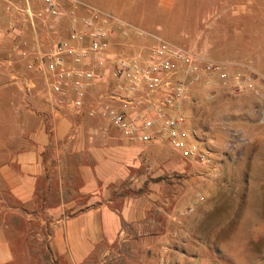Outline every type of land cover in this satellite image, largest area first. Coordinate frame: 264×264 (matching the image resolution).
<instances>
[{
    "label": "crops",
    "instance_id": "0c3cea01",
    "mask_svg": "<svg viewBox=\"0 0 264 264\" xmlns=\"http://www.w3.org/2000/svg\"><path fill=\"white\" fill-rule=\"evenodd\" d=\"M10 1L14 3L15 0ZM69 6L66 10L63 8L61 19H53L56 24H50L43 30H49L48 33L60 30L57 23L61 20L67 21L69 30ZM86 14L80 8L75 11L78 18ZM240 14L232 12L237 20ZM17 17L6 5H0V60L8 59L12 54L16 63H22L13 53L17 44L14 40L26 37L28 28L24 26V29H19ZM221 17L220 12L216 21L205 25L199 37L190 40L193 47H197L203 58L209 61L215 60V49H227L230 43H241L245 49L250 43L249 37L246 39V35H242L246 33L244 28L237 26L239 24L235 25L236 28H230L234 23L230 25ZM214 25L219 30L216 39L211 34ZM13 26V35L8 34ZM32 33L35 38L33 42L30 39L32 43L28 41V46L31 48L39 44L44 49L43 40L38 41L36 30L32 29ZM259 40L264 49V36ZM109 43L111 46V41ZM235 48H228L230 51L217 55V59L223 60L227 66L231 86L240 75L251 78L250 88L237 94L231 86H221L216 77L201 75L203 71L199 69L195 78L188 80L187 99L180 108L166 110L168 117L182 118L180 128L194 133L197 143L201 141L211 152L221 169L218 175L229 172L226 168L228 162L242 161L241 153L245 152L247 146L259 142L264 145V124L258 123L259 112H264V68L263 71L254 68L258 64L264 66V59L261 63L252 60V63L250 57H243ZM108 52V62L117 58H110ZM127 58L144 62L147 55L130 53ZM38 78L43 80L42 77ZM182 78L183 72L174 76L175 80ZM3 80L7 79L4 72H0L2 86ZM106 83L107 80L98 88L86 91L85 108L81 113L71 109L58 111L52 106L49 93L39 91L32 106L22 109L14 107L12 110L5 108L7 113H28L32 116V122H18L15 117L7 124L0 125V149L6 156L4 161H7L0 167V176L16 203L27 208L29 205L35 206L37 200L41 201L40 211H31V214L24 212V216L26 220L33 219L45 228L47 245L57 264H83L99 245L107 247L105 255L110 258H123L124 253L113 244L120 246V242H128L132 246L137 240L142 241L143 232L147 230L142 229L145 226L150 227L151 238L158 237L159 217L165 214L160 203L168 206L173 200L162 194L165 181L148 180H156L164 174L170 179L176 170L177 158L182 159L179 153L170 148L161 130V119L154 110L162 95L155 94L152 101L135 98L134 106H131V110H134L130 111L136 114L144 109L149 111V131L155 134V139L151 143L141 144L108 122L87 115V107L96 102L101 92L113 93L107 90ZM110 103L121 108L119 102ZM93 130L98 131L97 136L92 135ZM239 139L247 142L240 144ZM6 144L8 147L4 146ZM256 159L259 160V157ZM127 227L133 229L132 234L126 230ZM12 262L13 252L0 229V264Z\"/></svg>",
    "mask_w": 264,
    "mask_h": 264
},
{
    "label": "rangeland",
    "instance_id": "374dc122",
    "mask_svg": "<svg viewBox=\"0 0 264 264\" xmlns=\"http://www.w3.org/2000/svg\"><path fill=\"white\" fill-rule=\"evenodd\" d=\"M76 1L111 13L143 33H113L108 50L110 58L127 57L130 53L149 56L157 44V39L187 48L203 57L190 40L199 37L201 31L205 30V25L216 21V16L221 12V18H225L230 25L234 23L230 28H244L246 33L242 35H246V39L249 37L250 41L245 49L241 43H230L228 48L236 46L235 51L243 57H250L252 63V60L261 63L264 59V49L259 40V37L264 36V0ZM13 5L16 10H25L28 7L32 13V17L17 14V27L24 29L25 26L28 29L26 37L15 38V43H32L35 38L32 29L36 30L38 41L43 40V50H48L52 44L66 38L69 32L66 20L57 23L60 30L55 29L54 33L43 30L56 22L44 13L38 0H15ZM62 8L66 10L68 5L64 4ZM232 12L244 14H240L237 20L232 16ZM211 31L214 39L219 37L217 27ZM228 48L215 49L213 61L224 63L223 60L217 59V55L229 52ZM19 62L17 68L23 66ZM254 68L263 71L264 66L258 64L254 65ZM182 72V69L177 67V74L181 75ZM203 74L205 73L202 72L201 75ZM5 78L7 79L6 76ZM34 83L38 84L35 89L23 96L8 79L4 81V86L1 82L0 125L7 124L15 117L18 122H32V116L28 113H7L5 108L12 110L14 107L22 109L32 106L38 92H46L40 78L35 77ZM105 87L114 92L117 84L108 79ZM4 146L8 147L7 144ZM1 152L2 148L0 167L7 164V161H4L6 156ZM241 154L242 161L228 162L226 168L229 172L220 175L218 163H215L218 168L214 167V164L213 168H207L178 157L176 170L172 172L170 179H167L166 174L156 180L148 178L151 182L165 181V187L161 189L162 194L173 199L168 206L160 203L165 214L159 217V236L151 238L150 227H142L147 229L143 232L142 241L137 240L132 246L128 242H120V246L113 244L124 253L123 258H110L105 255L107 247L99 245L83 264H264V145L262 142L254 143L247 146ZM255 156L259 157V160H254ZM40 203L41 201L37 200L35 206L29 205L27 208L16 203L5 180L0 176V229L3 230L13 252L12 264H57L48 248L45 228L33 219L26 220L24 216V212L29 214L31 211H40ZM126 230L133 233L131 227Z\"/></svg>",
    "mask_w": 264,
    "mask_h": 264
},
{
    "label": "built area",
    "instance_id": "2783aa9c",
    "mask_svg": "<svg viewBox=\"0 0 264 264\" xmlns=\"http://www.w3.org/2000/svg\"><path fill=\"white\" fill-rule=\"evenodd\" d=\"M38 1L42 4L44 13L54 20L63 17L62 5H70V29L65 39L55 42L48 50H43L39 44L30 48L23 41L15 44L13 53L17 54L23 66L17 68L18 63L13 60L12 54L8 59L0 60V70L11 85L25 96L35 89V77H42L43 87L52 98L55 109H71L81 113L85 108L86 91L98 88L103 81L112 79L117 84L116 90L112 94L101 92L96 102L87 107V115L108 122L141 144L151 143L155 139V134L149 131V111L144 109L136 114L131 112L134 110H131V106H134L135 98L142 97L146 101H152V97L160 93V103L154 110L161 119V130L170 148L184 160H192L207 168H213V164L216 167L211 152L201 141L197 143V136L180 128L183 119L168 117L166 110L180 108L187 99L188 80L195 78L199 69L216 77L221 86H231L225 64L206 60L187 48L162 39H157V44L144 62L124 56L108 62L107 52L113 33H143L111 13L76 0ZM1 4L18 15L32 17L28 7L25 10H16L10 0H0ZM79 8L87 13L80 18L75 16V11ZM14 30L13 26L8 34L13 35ZM177 67L182 69L184 78L175 80ZM237 78L231 86L233 92L239 94L250 88L252 80L249 76L239 75ZM107 100L119 102L121 108H115ZM258 123L264 124L262 111L259 112ZM91 133L93 136L98 135L96 130ZM246 142L245 139H239L240 144Z\"/></svg>",
    "mask_w": 264,
    "mask_h": 264
}]
</instances>
